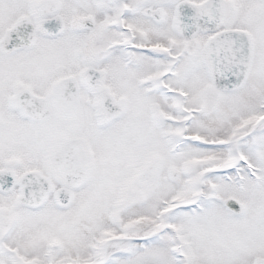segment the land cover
<instances>
[{"label": "snow or ice", "instance_id": "snow-or-ice-1", "mask_svg": "<svg viewBox=\"0 0 264 264\" xmlns=\"http://www.w3.org/2000/svg\"><path fill=\"white\" fill-rule=\"evenodd\" d=\"M0 264H264V0H0Z\"/></svg>", "mask_w": 264, "mask_h": 264}]
</instances>
